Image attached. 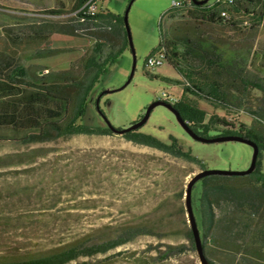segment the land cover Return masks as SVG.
I'll use <instances>...</instances> for the list:
<instances>
[{
	"label": "trees",
	"instance_id": "16d2710c",
	"mask_svg": "<svg viewBox=\"0 0 264 264\" xmlns=\"http://www.w3.org/2000/svg\"><path fill=\"white\" fill-rule=\"evenodd\" d=\"M17 1L35 7L47 4V0ZM67 1L71 3L75 23L48 25L25 40L16 34L11 37L14 43H42L59 31L89 39L90 44L67 69L44 73L43 68L27 65L13 52L0 48V142L25 146L0 154V264H110L123 251L103 258L97 255L139 235L161 239L169 232L178 234L184 241L149 243L141 250L142 254L135 255L137 251H132L126 255L130 258H125L133 264H173L174 261L184 264L183 257L195 247L181 205V223L163 233H156L147 222L110 223L49 246L40 240L33 241L22 229L21 224L34 216L31 200L38 202L37 208L46 210L57 206H94L88 203L91 199H77L82 192L78 186L80 171L86 172L76 162L74 152L54 154L49 159V153L56 149L31 145L77 134L114 133L104 120L89 124L84 121V115L89 105H93L105 116L95 104L92 89L119 59L122 47L116 28L118 18L102 5L96 12L86 14L79 10L86 0ZM55 4L57 9L45 11L64 12L63 0H55ZM122 19L124 22V16ZM191 21L218 24L238 32L240 23L247 22L254 29L264 21V0H208L200 4L183 0L178 5L171 4L160 18L159 44L149 54L162 50L163 63L176 69L180 78L150 74L144 66L151 77L181 87L182 93L174 101L160 97L159 100L170 104L192 131L203 137L239 135L258 145L253 171L244 175H206L194 184L191 199L204 253L211 264H264V46L239 48L237 41L198 32ZM61 49L46 45L36 51L25 50L22 55L25 58L31 54L52 55ZM190 96L236 115L209 114L192 102ZM239 113L248 115L251 121H243ZM138 129L126 131L122 136L204 168L190 148L173 135L162 141ZM38 158L47 159L37 161ZM61 158L68 160L59 166ZM182 196L180 191L179 197ZM15 206L19 210H14Z\"/></svg>",
	"mask_w": 264,
	"mask_h": 264
},
{
	"label": "rangeland",
	"instance_id": "374dc122",
	"mask_svg": "<svg viewBox=\"0 0 264 264\" xmlns=\"http://www.w3.org/2000/svg\"><path fill=\"white\" fill-rule=\"evenodd\" d=\"M63 1L66 3L64 12L55 14L45 11L51 8L57 9L55 0H47V4L41 7L17 0H0V48L13 52L25 64H32L43 70L45 69L43 65L48 64L50 60L78 57L83 48L90 44V41L83 36L56 31L54 38L49 37L42 43H14L11 40L15 34L25 40L26 36L33 35L48 25L75 23L74 12L70 9L71 3L67 0ZM130 1L103 0L99 3V6L102 5L118 18L116 28L122 48L118 61L94 85L92 95L96 98L104 89H115L102 95L99 100V108L103 110L109 123L115 127H124L139 119L145 107L159 99L162 93L175 97H179L182 93L178 84L159 77H151L144 68L146 56L159 44L160 18L173 0H132L127 21L135 52V69L128 84L120 88L128 79L133 63V54L122 19ZM211 1L213 0H209ZM181 20L188 21L184 18ZM190 23L198 32H203L206 36L237 41L239 48L264 46V21L254 29L249 28L247 22H243L242 25L240 23L239 32L218 24H201L196 21ZM52 42L53 45L72 48H62L52 55L31 54L26 58L22 55L28 49L36 51L46 45L51 47ZM149 71L150 74L171 79L180 78L178 71L167 63H162ZM189 99L209 114L217 113L227 117L236 115L204 99L195 96H190ZM239 118L247 123L251 121V118L244 113H239ZM102 120L103 116L99 111L93 105H89L84 121L89 124H100ZM138 130L152 134L162 141H168L169 135H173L184 147L190 148L191 154L204 163V168L243 170L251 161L250 144L237 140L214 142L197 140L181 126L173 111L161 104L151 110L149 118ZM35 146L56 149L55 152L49 153V159L53 158L54 154L74 152L76 162L85 167L86 172L80 171L82 177L78 186L79 191L82 192L77 199H91L88 203H94V206L92 208L57 206L46 210L37 208L38 202L31 200L29 205L34 216L24 221L21 226L33 237V241L40 240L41 243L50 246L61 240L74 239L105 224L116 225L123 222H147L154 227L156 233L168 232L171 231L170 229H175L182 221L180 205L184 207L187 219L185 189L190 176L202 169L197 163L172 156L154 147L133 143L118 133L77 134L68 138H58L53 142L31 145V147ZM18 149H25V146L0 142V154ZM43 159L47 158H38L37 161ZM66 160L68 159L61 158L59 166ZM262 167L264 169V153ZM180 191H183L181 198ZM17 206L13 209L19 210ZM169 233L161 239L153 235H139L105 254H98L97 257L103 258L123 251L110 264H133L125 258H130L126 256L128 252L137 251L135 255L142 254L141 250L149 243L184 241L178 234ZM96 234L99 235L98 232ZM182 262L200 264L195 250L187 253ZM173 264L180 262L174 261Z\"/></svg>",
	"mask_w": 264,
	"mask_h": 264
},
{
	"label": "water",
	"instance_id": "95a60500",
	"mask_svg": "<svg viewBox=\"0 0 264 264\" xmlns=\"http://www.w3.org/2000/svg\"><path fill=\"white\" fill-rule=\"evenodd\" d=\"M193 3L195 4H200V3H204L208 0H191ZM132 0L130 1L129 5L127 6L125 13H124V26L127 32V37H128V41H129V46L132 50V54H133V63H132V68L130 71V75L128 77V79L126 80V82L120 87H124L126 84H128V82L130 81L134 69H135V52H134V48H133V42L131 39V33H130V29H129V25H128V21H127V15H128V11H129V7L131 4ZM115 89H104L102 90L99 95L95 98V104L97 107H99V100L100 97L110 91H113ZM158 104L167 106L169 109H171L173 111V113L175 114V117L177 119V121L181 124V126L195 139L200 140V141H205V142H214V141H224V140H237V141H241V142H245L248 143L252 146V157H251V161L250 164L248 165L247 168L243 169V170H226V169H209V168H202L200 170H198L197 172H194L189 180L187 181L186 184V189H185V208H186V215H187V221L189 223V227L192 231V236H193V243H194V247H195V252L198 258V261L200 264H211L208 259L205 256L204 253V249H203V244H202V239L199 233V229L197 226V222L194 216V212H193V207H192V189L194 184L202 177L206 176V175H210V174H220V175H244V174H248L251 171H253V169L256 166V161H257V156H258V152H259V148L258 145L253 142L252 140L245 138L243 136H239V135H221V136H215V137H203L198 135L197 133H195L194 131H192L187 124L184 122V120L180 117V115L172 108V106L170 104H168L167 102L163 101V100H154L152 101L149 105H147L144 109L143 114L141 115V117L135 121H133L132 123H130L127 126L124 127H115L112 124L109 123V121L107 120V118H105V116H103V120L105 121V123L109 126V128L114 132V133H118V134H123L126 131L132 130V129H137L140 126H142L147 119L149 118V115L151 113V110Z\"/></svg>",
	"mask_w": 264,
	"mask_h": 264
},
{
	"label": "built area",
	"instance_id": "2783aa9c",
	"mask_svg": "<svg viewBox=\"0 0 264 264\" xmlns=\"http://www.w3.org/2000/svg\"><path fill=\"white\" fill-rule=\"evenodd\" d=\"M101 1L102 0H87V1H85L82 8H80L79 10H82L85 13V8H98L99 3ZM181 2H183V0H173L172 4L178 5ZM163 59H164L163 51L162 50H156L153 53L146 56V58L144 60V66L147 70H153L156 66L163 63ZM43 72L46 73V72H48V70L44 69ZM160 98H162L164 100H168V101H174L176 99L175 96L169 95L167 93H162Z\"/></svg>",
	"mask_w": 264,
	"mask_h": 264
},
{
	"label": "crops",
	"instance_id": "0c3cea01",
	"mask_svg": "<svg viewBox=\"0 0 264 264\" xmlns=\"http://www.w3.org/2000/svg\"><path fill=\"white\" fill-rule=\"evenodd\" d=\"M54 33H52L50 35L51 39L54 38ZM87 40H89V39H87ZM53 43L54 42L51 43V47H54V48H72V47H68V46H59V45H56V44L53 45ZM82 53H83V51H82ZM81 54L79 56H81ZM78 57H76V58H78ZM76 58L75 57H70V58H66V59L50 60V61H48V64L43 65V66H45V69L52 70V71L67 69L70 66V63Z\"/></svg>",
	"mask_w": 264,
	"mask_h": 264
},
{
	"label": "bare ground",
	"instance_id": "6f19581e",
	"mask_svg": "<svg viewBox=\"0 0 264 264\" xmlns=\"http://www.w3.org/2000/svg\"><path fill=\"white\" fill-rule=\"evenodd\" d=\"M87 1V0H86ZM216 2V1H215ZM220 2V1H219ZM85 3V2H84ZM83 4V3H82ZM84 5V4H83ZM82 5V6H83ZM82 6L80 7V8H82ZM79 9V8H78ZM97 9L98 8H85V13L87 14V13H94V12H96L97 11ZM223 14L224 15H226V13L225 12H223Z\"/></svg>",
	"mask_w": 264,
	"mask_h": 264
}]
</instances>
